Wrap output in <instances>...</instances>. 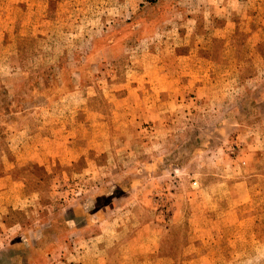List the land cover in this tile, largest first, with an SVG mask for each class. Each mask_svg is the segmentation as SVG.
<instances>
[{"label": "rangeland", "instance_id": "rangeland-1", "mask_svg": "<svg viewBox=\"0 0 264 264\" xmlns=\"http://www.w3.org/2000/svg\"><path fill=\"white\" fill-rule=\"evenodd\" d=\"M10 174L0 264H264V0H0Z\"/></svg>", "mask_w": 264, "mask_h": 264}, {"label": "crops", "instance_id": "crops-1", "mask_svg": "<svg viewBox=\"0 0 264 264\" xmlns=\"http://www.w3.org/2000/svg\"><path fill=\"white\" fill-rule=\"evenodd\" d=\"M11 178H12V174H10V175H8L6 177L0 178V183L6 184L8 182V180L11 179ZM13 180L15 181V178H13ZM114 260H117V259H114Z\"/></svg>", "mask_w": 264, "mask_h": 264}]
</instances>
